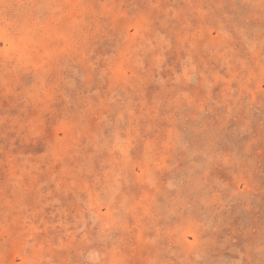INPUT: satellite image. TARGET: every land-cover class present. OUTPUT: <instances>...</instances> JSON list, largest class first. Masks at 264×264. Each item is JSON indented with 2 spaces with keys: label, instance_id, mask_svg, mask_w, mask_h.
Here are the masks:
<instances>
[{
  "label": "rangeland",
  "instance_id": "374dc122",
  "mask_svg": "<svg viewBox=\"0 0 264 264\" xmlns=\"http://www.w3.org/2000/svg\"><path fill=\"white\" fill-rule=\"evenodd\" d=\"M0 264H264V0H0Z\"/></svg>",
  "mask_w": 264,
  "mask_h": 264
}]
</instances>
